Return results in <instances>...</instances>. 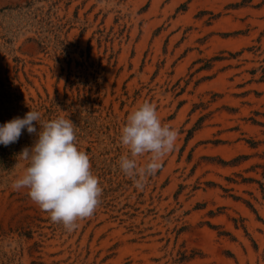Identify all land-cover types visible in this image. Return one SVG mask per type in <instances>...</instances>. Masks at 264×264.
Here are the masks:
<instances>
[{
	"label": "rangeland",
	"instance_id": "obj_1",
	"mask_svg": "<svg viewBox=\"0 0 264 264\" xmlns=\"http://www.w3.org/2000/svg\"><path fill=\"white\" fill-rule=\"evenodd\" d=\"M145 101L178 140L138 190ZM31 109L76 124L103 193L68 232L12 188L33 122L0 145V264H264V0H0V124Z\"/></svg>",
	"mask_w": 264,
	"mask_h": 264
},
{
	"label": "clouds",
	"instance_id": "obj_2",
	"mask_svg": "<svg viewBox=\"0 0 264 264\" xmlns=\"http://www.w3.org/2000/svg\"><path fill=\"white\" fill-rule=\"evenodd\" d=\"M33 122L40 125L38 133ZM25 129L29 134L37 133V139L19 154L27 165L11 186L27 189V195L49 214L51 222L74 231L79 221L95 213L103 193L92 172L90 156L78 147L76 124L64 116L42 121L41 113L31 109L24 118L0 124V145L17 142ZM177 140L178 130L162 122L154 103L139 104L127 114L120 129L119 143L125 151L118 160L119 170L136 189L143 190ZM144 156L147 160L141 165L139 158Z\"/></svg>",
	"mask_w": 264,
	"mask_h": 264
}]
</instances>
